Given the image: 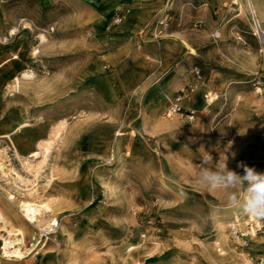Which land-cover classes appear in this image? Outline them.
<instances>
[{"label":"rangeland","instance_id":"rangeland-1","mask_svg":"<svg viewBox=\"0 0 264 264\" xmlns=\"http://www.w3.org/2000/svg\"><path fill=\"white\" fill-rule=\"evenodd\" d=\"M101 21L112 46L100 45ZM156 32L158 47L163 35L166 41L158 50L149 45ZM253 32L245 0H0V150L8 153L6 171H21L30 152L78 128L64 173L50 188L58 206L36 225L20 216L14 200L9 215L14 229L24 232L27 251L21 261L0 257V264H111V248L129 249L130 264H211L202 250L216 241L219 222L238 253L254 264L264 262V232L254 242L243 225L244 237L233 238L229 225L237 208L228 205L223 190L197 182L202 167L226 164L243 175L242 163L264 173V89L257 84L264 82V66ZM40 34L47 43L39 44ZM119 45L127 48L121 61L130 52L136 64L150 68L145 86L126 92L128 74H110V92L98 93L88 76L89 58ZM13 54L20 56L18 63L4 64ZM195 66L200 79L191 72ZM29 68L35 82L14 89L13 75ZM208 93L217 96L211 105L203 99ZM178 96H184L181 111L167 116ZM191 111L198 122L194 131L160 129L145 120L157 114L164 122L176 118L187 125ZM23 122L29 125L11 134ZM117 130L127 133L120 151ZM179 154L180 164L173 159ZM209 155L213 160L204 165ZM7 172L4 178L11 179ZM6 183L0 180L12 192ZM238 215L240 224L248 220ZM50 218L58 226L44 230Z\"/></svg>","mask_w":264,"mask_h":264},{"label":"bare ground","instance_id":"bare-ground-1","mask_svg":"<svg viewBox=\"0 0 264 264\" xmlns=\"http://www.w3.org/2000/svg\"><path fill=\"white\" fill-rule=\"evenodd\" d=\"M245 2L247 4V9L251 13L257 14V16L259 17L262 23V27H264V0H245ZM240 8L241 9L244 8L243 4H240ZM253 31H254L253 32L254 36H256L261 43L262 40H264V34L256 30L254 27H253ZM262 32H264V30H262ZM159 34H160L159 32L158 33L156 32L154 36L149 38L150 39L149 45L157 50L159 48L162 49L166 47V41L164 35L158 41V44L160 45L159 47L153 41L155 38L156 39L158 38ZM47 42L48 41L46 39V36L40 34L39 44L42 45ZM84 43L86 44L87 41H84ZM100 45L103 46V44ZM100 45H98V47ZM182 45L189 51V54L191 55L195 54L194 50L191 47H189L187 43L183 41ZM126 49H127L126 46H120V45L110 50L100 49V51L97 53L95 57L89 58L88 76L90 79L94 81V86H95L94 90L96 92L99 93L103 91L109 93L111 88L110 76L112 75L115 77L119 73L125 75L128 74V79L126 83L128 86L126 87V92H128L130 88L133 89L134 93L137 92L136 89H139L142 92L143 85L145 84L144 77L147 75L150 68L146 65L136 64V62H134L128 56L130 52L127 53V56L124 58V61H121L122 59L119 58H122L125 55V53L127 52ZM120 55L122 56L120 57ZM19 59L20 56L18 54H13L10 59L4 62V64L10 63L9 65L13 66L16 63H18ZM262 66H264V64H262ZM130 69L132 71H129ZM35 79H36L35 72L32 69L30 68L24 69L18 71V73L13 75L11 79V84L14 89L16 88L19 90L21 84H31L35 82ZM112 92L113 91H111V93ZM159 92H161L164 95L166 93L165 90ZM110 95L111 94H109V96ZM159 98L161 99V97ZM109 99H112L111 96L109 97ZM203 99L206 105L207 104L211 105L217 100V96L215 95L214 97H212L208 93L203 95ZM138 101L141 102L140 108L142 110V107L145 105V102L143 103L142 100H140V97ZM155 117L156 118H154L153 114L152 115L148 114L145 120H150L155 126L160 127V129L164 128L166 130L169 128L180 127L179 130L194 131L198 124L197 121H194L195 117H190V118L187 117L188 120L187 125H182L181 123L178 122L176 118H173L169 122H164L159 118V115L156 114ZM28 125L29 124H27L26 122L21 123L19 127H16L15 131L12 132L11 134L24 129ZM71 127L68 128L66 131H64V133H62L61 135L53 136L48 141L47 145H45L42 149L34 150L30 152V154L25 157L24 159L25 161L22 162L21 171L16 168H11L7 172L6 171L7 169H5L4 167L3 158L8 157V153L6 152L5 149L0 150V180L4 179L5 182H8L6 183V185L7 184L10 185L12 190V192H8L6 188L0 184V257L1 258H8L7 260L15 259V261H21L25 257L24 253L27 251V249L23 250L22 247L24 244V232L19 228L14 229L12 218L9 215L10 212L9 208L11 207V203L14 202V200H17L16 207L18 208V212L20 213V216L26 222L36 225H40V223L44 221V217L42 216L43 214L50 213L54 209V207L58 206L59 199L57 195L54 194L50 188L52 186V183L56 179L60 178V176L64 173L65 168L63 166V163L66 160V156L70 144L72 143L73 138L78 136V128L75 127L71 128ZM127 131L130 133L131 128H128ZM11 134H7L5 137L9 138ZM126 134H127L126 131H121V130L116 131V135L114 138L116 139V136H118L115 143V147L118 151H120V149L123 148L122 142ZM13 150H14V156H16L17 159H21L20 154L15 146H13ZM179 151H181V153L183 154L187 152L184 146L179 147ZM110 153L112 156L114 155L112 154L114 153V151H111ZM181 158L182 156L180 154L175 155L173 157V159L176 162H179V164L181 162ZM185 160H187V164L189 166L191 164L190 156H185ZM32 163H35V166L32 167ZM247 163H253V162L248 161ZM6 172L9 173L11 179L4 178ZM20 181H24V183H28L32 187L29 189H25L23 188V185L21 184L22 182L20 183ZM240 213H242L241 217L244 216L248 217L247 222H257L259 220L255 217L244 214L239 209H236L232 211L231 215L232 218L234 219L236 218L238 223L240 222V219H238V216L240 217V215L238 214ZM52 220L58 221L57 218H50V220L46 222V226L43 228L44 230L49 229V225ZM217 225H218L217 239L211 246L207 247V249L203 248L202 258L206 262L208 260L211 264H254L250 259H247V257L244 254H242L241 252L238 253L236 251L235 244L229 243L227 241V237L223 229L224 224H222V222H219ZM243 225H245V223H241L238 226L240 227ZM248 236L249 239H251L252 241L258 242V239L256 238L257 233L251 232L250 234H248ZM69 239L70 240L72 239L71 235H69ZM129 251L130 250L127 248L109 249L108 252L110 254L111 264H130L132 258L130 256ZM199 261H202V259L199 258ZM73 262H75V260H73L72 263ZM259 264H264V262Z\"/></svg>","mask_w":264,"mask_h":264},{"label":"clouds","instance_id":"clouds-1","mask_svg":"<svg viewBox=\"0 0 264 264\" xmlns=\"http://www.w3.org/2000/svg\"><path fill=\"white\" fill-rule=\"evenodd\" d=\"M212 160L209 155L203 164L209 165ZM238 167L244 169L243 175L228 170L226 164L216 170L202 167L197 182L211 191L223 190L229 206L248 216L264 219V173L242 163Z\"/></svg>","mask_w":264,"mask_h":264},{"label":"built area","instance_id":"built-area-1","mask_svg":"<svg viewBox=\"0 0 264 264\" xmlns=\"http://www.w3.org/2000/svg\"><path fill=\"white\" fill-rule=\"evenodd\" d=\"M251 20H252V24H253V27L260 31L262 34H264V32H262V23L258 20L257 16L255 13H251ZM119 22V20H115V23ZM168 25V21L166 19L162 20L161 22V26L163 28H166ZM259 53H260V58H261V62L262 64H264V40H262V42L260 43V50H259ZM192 74L197 78V79H200L201 78V71H200V68L195 66L193 67V69L191 70ZM257 84L259 85V88H262L264 89V82L262 81H258ZM184 96H178L174 99V102L171 103L168 107V109L166 110V114L167 116H170L171 114H174V113H177V112H180L181 111V102L183 100ZM189 115L188 118L192 117V114H194L193 111L189 112ZM248 221V220H247ZM245 222V225L246 227H248L250 229V231L254 232V233H259V232H264V219H259L257 222ZM239 223L237 222V220H235L232 224L229 225V229H230V233H231V236L235 239H240L241 237H244V233H242L240 230H239ZM58 226V221L56 220H52L50 222V225H49V230H52L54 228H57Z\"/></svg>","mask_w":264,"mask_h":264},{"label":"crops","instance_id":"crops-1","mask_svg":"<svg viewBox=\"0 0 264 264\" xmlns=\"http://www.w3.org/2000/svg\"><path fill=\"white\" fill-rule=\"evenodd\" d=\"M103 24H104L103 21L99 22L100 28L96 32L97 37L100 39L102 44L110 45V46L114 45L113 36L109 32L105 33V31L103 29Z\"/></svg>","mask_w":264,"mask_h":264}]
</instances>
